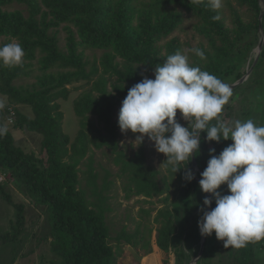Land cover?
Listing matches in <instances>:
<instances>
[{"label":"trees","instance_id":"trees-1","mask_svg":"<svg viewBox=\"0 0 264 264\" xmlns=\"http://www.w3.org/2000/svg\"><path fill=\"white\" fill-rule=\"evenodd\" d=\"M15 5L27 6V13L13 10ZM263 9L261 0H230L219 10L221 19L213 21L211 17L217 13L205 5H191L190 0H0V46L5 45L1 42L5 38L19 43L25 52L23 66H0V94L10 104L0 111V123L8 127L7 135L0 138V169L15 177L28 196L49 211L50 249L59 264H118L121 255L110 242L106 222L110 172L106 171L100 185L91 156L84 169L78 167L93 147L111 153L120 175L125 176V188H133L135 196L152 197L161 192L156 170L146 165L144 149L127 156L119 145L114 114L128 90L145 74L154 72L155 65L162 64L168 55L186 48L205 53L202 60L191 52L192 66L232 84L254 62L259 30L264 26V12L260 17ZM61 26L67 30L63 47L58 36ZM86 49L101 50V54L90 61ZM22 76H36L37 81L14 84ZM81 81L82 85L70 87ZM263 88L264 43L247 79L232 92L237 95L244 90L247 96L243 100L250 96L257 99V91ZM77 89L80 93L72 104L78 130L71 138L62 129L58 100L67 99ZM20 105L29 107L32 116L22 113ZM228 106L232 109L233 105ZM11 127L41 134L40 156L17 145ZM206 135L201 132L200 153L194 155L201 172L210 159L209 150L214 148L218 155L226 146L224 140L207 141ZM196 175L201 178L198 172ZM180 176L182 183L176 192L187 222L183 246H171L177 227L172 212L159 209L154 217L158 224L154 236L156 247L164 254L161 264H170V252L174 264H187L200 246V237L192 230L207 211L205 193L199 181L184 178L185 171L180 170ZM1 193L17 208L16 227L11 234L6 233L9 238L23 229V205L14 203L3 189ZM134 235L123 230L115 240L136 247L139 241ZM141 242L147 253L149 240ZM263 245L264 240L240 249L231 247L228 264H263ZM220 247H224L223 241L214 236L210 251L196 264H211Z\"/></svg>","mask_w":264,"mask_h":264},{"label":"clouds","instance_id":"clouds-1","mask_svg":"<svg viewBox=\"0 0 264 264\" xmlns=\"http://www.w3.org/2000/svg\"><path fill=\"white\" fill-rule=\"evenodd\" d=\"M190 4L205 5L217 13L211 17L213 21L221 19L223 0H190ZM189 51L206 59L201 49ZM24 56L17 42L0 46V66L21 67ZM154 77H145L128 90L118 113L121 132L135 134V146L145 137L154 142L156 151L166 157L163 163L175 174L185 169L184 178L189 182L195 177L188 165L200 153L201 132H206L207 141L231 140L218 155L214 148L209 150L199 187L210 194L203 205L211 210L203 211L198 227L202 236L215 233L225 248L240 249L264 240V126L251 119L225 123L222 112L233 95L231 86L192 66L179 50L155 65ZM5 106L0 99V111ZM178 111L187 126L179 122ZM7 133V125L0 123V138ZM222 185L227 186L228 194H222Z\"/></svg>","mask_w":264,"mask_h":264},{"label":"rangeland","instance_id":"rangeland-1","mask_svg":"<svg viewBox=\"0 0 264 264\" xmlns=\"http://www.w3.org/2000/svg\"><path fill=\"white\" fill-rule=\"evenodd\" d=\"M230 0H223V7L226 8L227 2ZM14 9H20L27 13V6L15 5ZM58 36L60 38L59 45L64 46L67 41V30L62 26L58 28ZM2 43H10L15 41H8L5 38L1 39ZM185 48V47H184ZM187 49V48H186ZM183 50L182 54L189 57V63L192 61L191 51ZM85 56L90 61L97 59L101 50L86 49ZM35 69V68H34ZM249 69L248 65L245 68ZM144 72L145 68H141ZM147 78L154 79V72L145 74ZM247 79V78H246ZM245 79V80H246ZM37 81L36 76H22L14 80V84L30 85ZM84 82H77L70 85V87L82 85ZM234 83V82H233ZM247 83V82H246ZM230 85V84H229ZM80 89L72 90L67 99H59L60 109L63 113L62 129L71 138L74 137L78 130V118L73 111V100L79 95ZM246 93L241 91L237 95H233L229 102L224 106L222 116L226 114L223 120L225 123H232L236 120L246 121L251 119L257 126H264V88L257 91V99L253 96L247 97L243 100ZM0 99L5 101L6 107L10 106L6 96L0 94ZM232 104V109L228 104ZM122 105H118L114 114V120H118V113ZM19 110L29 116H32V111L25 105H20ZM177 118L183 126H187V122L180 118L179 111ZM9 119V118H8ZM10 123V121L8 120ZM12 130L15 143L19 145L26 152H33L40 156L42 135L36 132L28 131L24 128H10ZM119 145L121 149L132 156L139 148H143L145 152L146 165L151 166L156 170V179L161 192L152 197H144L142 195L135 196L132 190L125 188V176L120 175L119 167L113 163V157L107 149H95L88 153L79 164V168L84 169L88 162L89 156L93 161L95 171L98 173V182L101 185L106 171L110 172L109 179L112 181L111 189L108 192L109 199L107 200L108 212L106 213V222L109 228L110 242L113 247L120 249L121 255L118 258V264H161L164 254L155 245V230L158 224L154 221V217L159 209H169L172 212V218L176 224L177 231L171 237L170 244L183 246V234L187 222L183 212V202L177 194V188L182 183L180 171L176 174L167 166L166 157L164 154L158 153L154 147V142L145 137L144 142L138 146L134 145L135 134L130 130L127 133H122L119 128ZM225 141V140H224ZM232 143L231 140L225 141V147ZM191 161L188 168L191 169ZM186 166V165H182ZM186 171L181 169V173ZM0 264H59L58 257L52 253L50 249V214L44 205L36 203L25 192L24 187L19 181L11 176L8 171L0 169ZM3 189L9 194L11 200L16 204H22V214L24 215L23 229L16 236L6 237V233L11 234L16 227L17 208L14 204L9 203L1 193ZM222 194H228L227 186L222 185ZM210 196V194H209ZM215 207V202L211 205ZM206 210H211L206 206ZM135 236L137 235L138 245L128 244L125 241L118 243L115 240L117 234L121 231ZM192 230V229H191ZM192 234L200 237V246L196 255L197 262L201 255L208 253L211 246L214 244V236L205 237L200 233L198 225L193 227ZM12 237V238H11ZM142 239L148 242L145 253L141 247ZM201 239L203 243L201 244ZM203 248L202 254L199 251ZM231 247H220L219 254L211 260V264H228L231 259L229 250ZM264 248V245H263ZM188 253V252H187ZM189 261L195 255L191 253ZM170 264H174V257L172 252L169 255ZM195 261V260H194ZM195 261V262H196ZM191 262V264H196ZM264 262V259H263ZM200 264H203L200 262ZM264 264V263H263Z\"/></svg>","mask_w":264,"mask_h":264},{"label":"water","instance_id":"water-1","mask_svg":"<svg viewBox=\"0 0 264 264\" xmlns=\"http://www.w3.org/2000/svg\"><path fill=\"white\" fill-rule=\"evenodd\" d=\"M261 3L264 5V0H261ZM263 12H264V9H263L262 13L260 14V17H262ZM259 32H260V39H259L257 47L255 48V59H254V62L252 64V66L257 61L259 53H260L261 48H262L263 43H264V26H261ZM252 66L246 71L245 75H243L240 79H238L234 83L230 84L231 88H233V87L237 86L238 84L242 83L248 77V75L251 72ZM190 166H191V169H192V173L194 174V177H195L194 179L199 181L201 178H198L196 173L198 172L199 174H201L202 172L198 169L197 164H196L195 159H194V156H193V158L191 160V165ZM205 196H209V194L205 193ZM202 243H203V240L201 239V244ZM202 251H203V248L201 247V249L199 251V254H202ZM194 260L195 261L197 260L196 256H193V258H192V260L190 261L189 264H191V262H195Z\"/></svg>","mask_w":264,"mask_h":264},{"label":"built area","instance_id":"built-area-1","mask_svg":"<svg viewBox=\"0 0 264 264\" xmlns=\"http://www.w3.org/2000/svg\"><path fill=\"white\" fill-rule=\"evenodd\" d=\"M9 121H12V117L9 118ZM2 181V177L0 176V182Z\"/></svg>","mask_w":264,"mask_h":264}]
</instances>
